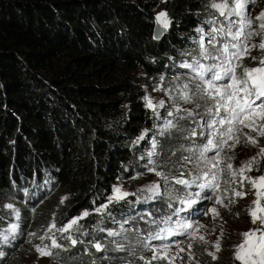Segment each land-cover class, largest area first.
Instances as JSON below:
<instances>
[{"label":"trees","instance_id":"trees-1","mask_svg":"<svg viewBox=\"0 0 264 264\" xmlns=\"http://www.w3.org/2000/svg\"><path fill=\"white\" fill-rule=\"evenodd\" d=\"M160 4L0 0V205L18 201L26 228L53 212L58 224L89 213L77 244L56 249L60 264H118L116 242L104 230L119 221L145 235L155 221V209L135 213V196L109 197L138 168L140 136L160 123L148 106L152 79L183 77L181 65L199 48L196 29L213 30L203 24L205 9L223 17L203 0H165L168 31L159 40ZM244 29L247 40L262 33ZM191 127L182 118L178 130L158 137L156 165L170 170L185 162L188 143L199 139ZM4 224L0 210V230Z\"/></svg>","mask_w":264,"mask_h":264},{"label":"rangeland","instance_id":"rangeland-1","mask_svg":"<svg viewBox=\"0 0 264 264\" xmlns=\"http://www.w3.org/2000/svg\"><path fill=\"white\" fill-rule=\"evenodd\" d=\"M164 1L161 0L157 16L164 12ZM214 1L203 0V3L211 7ZM222 1L228 7L221 19L205 9L203 24L213 26V30L205 27L196 29L199 48L188 63L181 65L184 76L180 77L179 74L174 79L157 76L148 87V101L151 100V108L157 112L160 123L152 131H146L140 136L145 141V150L140 155L138 168L129 179L119 181L115 186L128 195L112 201L120 202L133 195L137 201L135 213L142 215L145 207L155 209V221H149L151 227L145 235L130 233L128 227L120 225L119 221L115 229L104 230L116 242L118 258L121 259L118 264H264V241L260 240L264 235V224L260 219L264 217V181L260 180V177H264V113L261 111L264 98H250L254 99L251 105L254 111L245 109V114L240 118L243 123H228L225 108L218 107L216 101L197 91V85L203 83L199 79L200 69L193 72L183 67L185 64L193 67L199 64L206 69L210 65H223L224 68L234 69L235 76L241 79L244 68H264L261 63L264 50L258 47L264 42V29L260 28L264 20L257 19L264 12V0L255 7V0H246L245 11L239 15L228 14L232 0ZM157 22L163 25V22L169 23L167 17H161V21ZM244 26H253L262 33L247 40L246 36L250 32L245 33ZM241 30L242 35L233 40V35ZM229 31L232 35L228 34ZM233 44L238 47L233 48ZM225 46L228 51L222 54ZM245 46L247 51L242 52L241 48ZM234 52H240V55L233 56ZM216 70L223 75L222 68ZM262 76V72L252 73L249 84L252 78L259 80ZM210 77L211 73L205 72V79ZM215 83L222 88L230 81L224 77ZM186 95L190 99H184ZM242 95L239 94L237 99ZM226 103L232 106L231 101ZM240 103L244 101L240 100ZM182 118L192 120L191 131L195 130L199 139L188 143L186 157H189V161L164 170V167L154 162L158 137L178 130ZM213 120L215 124H212ZM228 128L232 129L231 135L227 133ZM248 137L255 143L250 142ZM209 140L212 141L211 145L208 144ZM177 179H195V183L185 186L176 183ZM200 184L205 187L201 189L198 187ZM156 186V191H148ZM237 192L241 195H235ZM114 195L113 192L109 200ZM187 200H195L196 203L189 207L184 203ZM217 200L222 203H217ZM6 205L13 207L8 208ZM161 206L162 209H157ZM213 208L218 215L212 212ZM178 209L183 210L177 212ZM0 210L6 222L0 230V264H60L55 259L56 249L71 245V240H76L75 234L82 225L79 220L76 225L61 232L60 229L72 219L65 224H58L53 212L49 219L37 220L26 228L22 224L21 206L11 197L2 201ZM250 211H255L258 217L255 224L252 223ZM13 224L17 225L14 233L11 232ZM187 224L192 227L188 228ZM250 230L255 234L247 238L241 250L243 259H236V248L245 242L241 233ZM4 236H7V240L3 239ZM52 240L61 247H52ZM217 242L218 250L215 246ZM96 244L103 246L102 243ZM9 248L13 250L8 252ZM38 248L51 252V255H42Z\"/></svg>","mask_w":264,"mask_h":264},{"label":"snow or ice","instance_id":"snow-or-ice-1","mask_svg":"<svg viewBox=\"0 0 264 264\" xmlns=\"http://www.w3.org/2000/svg\"><path fill=\"white\" fill-rule=\"evenodd\" d=\"M211 7L216 8L220 11L221 15H225L224 9L228 7L227 3H215L213 2L211 4ZM246 8V0H232V6L228 11V14H236L239 15L242 12L245 11ZM166 13L161 12L158 14L157 16V20L161 21V17H166ZM258 20H264V12H262L260 14L259 17H257ZM164 23V27L166 28L168 26L167 22H163ZM248 23L251 24V20H248ZM260 28L264 29V23L260 24ZM198 31H202L200 29H198ZM229 35H232L231 31H229L228 33ZM259 34V33H257ZM211 35V34H210ZM242 35V30L241 31H237L234 35H233V40H237L240 36ZM233 48H237L238 46L236 44L232 45ZM258 47L262 50H264V42L260 43L258 45ZM228 48L227 46H225L222 50V54L224 52H227ZM242 52H246L247 48L242 47L241 48ZM240 52H234L233 56H239ZM255 59V58H253ZM262 64H264V60L261 61ZM183 67L186 68H190L192 69L193 72L197 71V68L200 69L199 71V79L201 81H203L202 84H198L197 85V91H200L203 95L207 96L209 99H212L214 101H216L217 106H222L225 108V111L228 113V123H231L232 121H236L237 123H243V121L240 119L241 116H243L245 114V104L248 106V111H254L251 108V105L254 103V99H250V98H255V99H260V98H264V76H262L259 80L252 78L251 79V84H249V79L252 77V73L254 72H262L264 73V68H256V69H248V68H244L242 70L241 76L243 77L238 78L235 76L234 74V69L231 68H224L223 65H210L208 66L206 69L202 68L199 66V64H197L196 67H193V65L191 64H185L183 65ZM217 68H222L223 69V75L220 74L219 71H217ZM205 72H209L211 73V77L209 79H205ZM224 77H227L228 80L230 81V83L225 84L221 87H217L216 85V81L222 80ZM185 88H187V86H185ZM213 93H215V95H213ZM243 94L242 96H240L239 99H237V96L239 94ZM217 97H219V100H217ZM184 99H190L189 96H185ZM240 100H244L245 104H241ZM228 101L232 102V106L229 107V104L226 103ZM221 102H225V103H221ZM148 106L149 107H153L151 100L148 101ZM211 113V109L208 110ZM261 111L262 113H264V105H261ZM262 118H264V116H262ZM221 123H224L223 120L220 121ZM216 121H212V124H215ZM251 126V125H248ZM232 129L228 128L227 129V133L229 135H231ZM192 135H195V130H192ZM264 134V133H262ZM248 140L252 143H255V141L251 138L248 137ZM208 144L211 145L212 141L209 140ZM205 151H207V147H205L204 149ZM262 152H264V150H262ZM186 162L189 161V157H184L183 158ZM255 158H253L254 160ZM215 166V165H213ZM229 168L231 167V165L228 166ZM183 174H181L182 176ZM195 179H198L195 178ZM195 179H193L192 181H188V180H184V179H177L176 183L178 184H183L185 186H190L191 183H195ZM260 180L264 181V177H260ZM253 184H255V182L253 181ZM198 187H200L201 189H203L205 187L204 184H200L198 185ZM158 189V186L154 187V188H149L148 191L150 192H154ZM114 193L115 195L110 198L109 202L111 203L113 199L115 200H120L123 199L124 197H126L128 195V193L126 192H122V190L117 187L114 189ZM235 195L239 196L241 195V193L237 192L235 193ZM67 197H65L64 199H66ZM184 203L188 204L189 207L192 206V204L196 203L195 200H187L184 201ZM217 203H222V201L217 200ZM254 204L256 203V201L253 202ZM6 207L8 208H12V205H6ZM101 207H107V205H102ZM100 209H97V211H99ZM183 209H178L177 212L182 211ZM262 211H264V209H262ZM212 212L216 213V209L213 208ZM89 213L85 212L83 213V215L81 217H77L72 219L68 225L62 227L60 229L61 232L67 231L68 229H70L73 225H76L78 223V221L80 219L83 218V216H87ZM218 215V213H216ZM249 215L252 217V223H256L257 220V215L255 211H250ZM261 222L262 224H264V217H261ZM54 226V225H53ZM188 228H191L192 225L191 224H187ZM17 229V225L13 224L11 226V232H15ZM259 231V230H257ZM255 233L250 230L248 232H243L241 233V235L245 238V242L242 243L241 245H239L236 248L235 251V258L236 259H243V256L241 255V250L244 248L245 244L247 243V238L250 235H254ZM34 235V234H33ZM4 240H7V236L3 237ZM41 239H43V237H41ZM201 239H203V237H201ZM260 240L264 241V235H262L260 237ZM71 243L73 245H75L77 243V241L75 239L71 240ZM217 250L219 249V243L217 242V244L215 245ZM52 247H61V245L57 244V242L55 240H52ZM95 247L97 248V250H99L101 248V245L96 244ZM38 251L41 252L42 255H51V252H44L41 249H37ZM262 255H264V253H262ZM215 258V257H213Z\"/></svg>","mask_w":264,"mask_h":264},{"label":"water","instance_id":"water-1","mask_svg":"<svg viewBox=\"0 0 264 264\" xmlns=\"http://www.w3.org/2000/svg\"><path fill=\"white\" fill-rule=\"evenodd\" d=\"M214 2H215V3H221V4L224 3L222 0H216V1H214ZM212 3H213V2H212ZM214 10L217 11L219 14H221L220 11H219L218 9L214 8ZM225 11H226V8L224 9V12H225ZM167 31H168V26L165 28L164 25L161 24L160 22H157V23H156L154 33H155V37H156L157 39H159V40L162 39V38L164 37V35L167 33Z\"/></svg>","mask_w":264,"mask_h":264}]
</instances>
